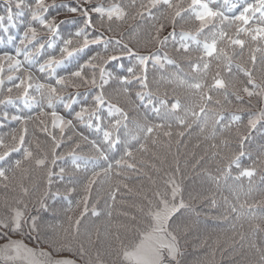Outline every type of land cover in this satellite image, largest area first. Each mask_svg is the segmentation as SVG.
I'll use <instances>...</instances> for the list:
<instances>
[{
	"label": "snow or ice",
	"instance_id": "snow-or-ice-1",
	"mask_svg": "<svg viewBox=\"0 0 264 264\" xmlns=\"http://www.w3.org/2000/svg\"><path fill=\"white\" fill-rule=\"evenodd\" d=\"M217 257L264 264V0H0V264Z\"/></svg>",
	"mask_w": 264,
	"mask_h": 264
},
{
	"label": "trees",
	"instance_id": "trees-1",
	"mask_svg": "<svg viewBox=\"0 0 264 264\" xmlns=\"http://www.w3.org/2000/svg\"><path fill=\"white\" fill-rule=\"evenodd\" d=\"M190 148H191V145H190ZM209 243L211 244V241H209ZM190 251H191V249H190ZM209 264H211V261L210 260H209ZM216 264H219V257H217Z\"/></svg>",
	"mask_w": 264,
	"mask_h": 264
}]
</instances>
